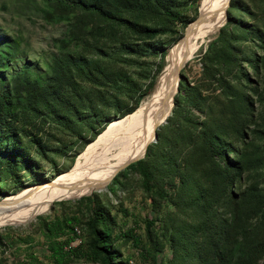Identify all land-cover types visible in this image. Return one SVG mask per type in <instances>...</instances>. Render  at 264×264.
<instances>
[{"label": "rangeland", "instance_id": "1", "mask_svg": "<svg viewBox=\"0 0 264 264\" xmlns=\"http://www.w3.org/2000/svg\"><path fill=\"white\" fill-rule=\"evenodd\" d=\"M205 1L178 0L174 9L182 20L136 13L139 21L164 28L153 37L123 27L116 40H108L113 35L105 32L97 40L89 32H98L93 22L78 28L77 11H62L44 0H0V129L15 130L31 159L26 168L15 166L17 174L5 171L0 199L7 201L0 202L2 207L16 199L24 203L36 188L55 184L57 180L39 183L74 169L113 122L134 113L167 81L169 54L173 49V56L186 26L199 12L201 16ZM68 52L87 57L89 71L59 72ZM99 67L121 76V85L113 86ZM181 77L189 93L180 96L178 110V87L166 120L156 129L162 131L161 142L157 133L147 145L154 144V152L143 156L154 175L150 189L137 169L123 173L126 165L100 190L55 199L45 210L24 208L0 226V264H54L43 243L44 220L74 212L81 218L78 232L88 237L86 196L94 199L92 206L109 213L113 244L122 256L131 255L132 264L141 263L136 247L122 235L127 228L157 247L158 264H215L209 242L217 241L222 225L230 223L233 196L264 189V0H229L224 22L185 61ZM48 84L52 90L45 89ZM43 90L54 107L72 108L74 118L75 109L99 115L91 126L64 124L50 110L32 108L33 96ZM242 155L248 161L232 180L229 159ZM254 218L258 221L260 214ZM17 235L31 238L16 242ZM65 264L99 263L70 259Z\"/></svg>", "mask_w": 264, "mask_h": 264}, {"label": "trees", "instance_id": "2", "mask_svg": "<svg viewBox=\"0 0 264 264\" xmlns=\"http://www.w3.org/2000/svg\"><path fill=\"white\" fill-rule=\"evenodd\" d=\"M44 1L46 4L55 6L62 11H77L78 14L76 17L81 22V26H78V28L84 27L90 21L93 22V27L98 32L94 33L91 30L89 32L92 36H97V40H99L100 34L104 32L113 35L112 37L109 36V38L113 39L107 38L108 40H116L114 35L116 33L119 34V30L123 27L147 37H153L164 30V28H157L152 24L139 21L137 14L152 15L163 13L168 18L177 17L182 20L181 14L174 9L178 0ZM126 13L134 17L127 16L125 15ZM220 35L223 36L224 34L220 31ZM103 52L106 53L105 51ZM0 53H3L1 49ZM63 60V64L58 69L59 72L69 70L85 72L91 68L90 60L87 57L74 55L72 52L66 53ZM98 71L100 75H103L108 81L112 82L113 86L119 87L121 85V76L118 77L114 72L103 70L101 67L98 68ZM125 82L130 83L131 80L126 79ZM185 84V81L181 77L178 83V95L175 96V104L178 110L182 107L181 99L185 98L189 93V89ZM45 89L52 90V85H46ZM51 92L47 91L48 94ZM45 93V90L42 91L41 96L35 93L33 101H31L32 108L39 112L44 110L43 108H46L57 116H61L63 120L60 119L61 117L58 118L64 124H75L77 121H81L91 126L93 116L96 117L99 115L97 110L93 111V113H85L87 112L86 110L79 111L75 109L74 118L70 114L72 108L64 106V110H60V107H54L53 103L45 98ZM181 95L182 98L180 99ZM101 98L103 104H105V100H108L104 94ZM39 102L42 103L41 107H38ZM117 104L115 105L117 106ZM91 108L90 106L87 109L88 112L92 110ZM130 110L132 108L129 107L126 109V112ZM128 114H131V112ZM168 120L170 122L172 117H169ZM0 130L2 131V129ZM2 132L5 135L0 136V182H5V171L17 174L13 172L15 166L22 165L26 168L27 163L31 159L29 160V157L25 155L21 139L15 130L5 131L3 128ZM157 133V143H159L162 140V131L158 129ZM154 150V144L149 145L145 151V156L152 155ZM247 161V156L244 155L241 158L233 157V159H229V171L233 173L232 180L240 175ZM130 168L139 171L143 177V186L145 189H150V180L153 179L154 175L146 159L140 157L131 161L123 170V173H126V169ZM2 190H4V187L0 185V192ZM246 191L240 196H233V216L230 223L225 226L222 225L221 237L217 241L209 242V245H211L210 260L212 262L214 261L215 264H264V261L260 262L261 257L264 255V189H259L257 193L251 192V190ZM93 202L94 199L91 196H86V204L89 208V215L86 221V227L89 232L88 237L82 238L78 232L81 218L74 212H67L60 215L55 214L44 220L42 229L43 243L54 264H65L70 259L98 262L99 264H132L130 262L131 255L122 256L113 244L109 213L103 208L92 206ZM255 214H260L258 221L254 218ZM235 232L236 235L233 237ZM122 235L130 239L132 245L136 247L135 252L139 256L141 264L146 262L158 264V249L156 246L146 245L141 236L133 228L125 229L122 231ZM3 237L6 238V236ZM77 237H80V241L72 244L71 242ZM29 238L31 237L17 235L15 240L16 242L25 243Z\"/></svg>", "mask_w": 264, "mask_h": 264}, {"label": "bare ground", "instance_id": "3", "mask_svg": "<svg viewBox=\"0 0 264 264\" xmlns=\"http://www.w3.org/2000/svg\"><path fill=\"white\" fill-rule=\"evenodd\" d=\"M228 1L206 0L200 18L191 26L189 25L188 30L178 42L180 44L175 48L173 56V49L169 54L167 81L134 113L113 122L79 157L74 169L53 180H57L55 184L36 188L28 194L32 198H27L28 200L24 203L16 199L3 207L0 205V226L11 216L21 213L24 208L45 210L55 199L70 197L77 192L91 191L100 187L115 174L121 165L140 156L153 137L156 127L170 111L179 66L195 53L206 36L222 25ZM48 184L50 183L45 182L40 185ZM22 204L30 205L23 207Z\"/></svg>", "mask_w": 264, "mask_h": 264}, {"label": "water", "instance_id": "4", "mask_svg": "<svg viewBox=\"0 0 264 264\" xmlns=\"http://www.w3.org/2000/svg\"><path fill=\"white\" fill-rule=\"evenodd\" d=\"M199 18H200V12L198 13L197 17H196L193 21H191V22H196ZM191 22H190V23H191ZM190 23H189V24H190ZM189 24L186 26V31L188 30ZM186 31H185V33H186ZM181 67H182V65L179 66V69H178V72H177V77H178V78H177V81H176L175 92L178 90V83H179V79H180V68H181ZM172 99H173V96H172ZM166 117H167V115H166V116L164 117V119L158 124V126H159L162 122H164V121L166 120ZM158 126H157V127H158ZM157 127H156V129H157ZM156 129H155V131H154V133H153V137L151 138L150 141H153V140L157 137ZM147 145H148V144H147ZM146 148H147V146H146ZM146 148H145L144 152H143L140 156H138V157H136V158H133V159L127 161L126 163H124L123 165H121V166L116 170V172H117L119 169L124 168V167H125L126 165H128L131 161H134V160H136V159H138V158H140V157H143V156L145 155ZM116 172H115V173H116ZM53 180H54V179L52 178V179H50V180H47L46 182L53 183V182H54ZM42 183H45V181H43V182H41V183H39V184H42ZM5 201H7V199H5V197H3V198L0 199V202H5Z\"/></svg>", "mask_w": 264, "mask_h": 264}]
</instances>
